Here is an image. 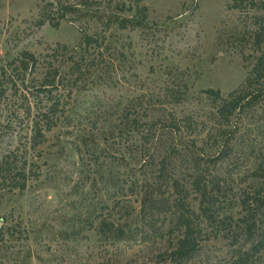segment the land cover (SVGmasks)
Listing matches in <instances>:
<instances>
[{"label":"rangeland","instance_id":"374dc122","mask_svg":"<svg viewBox=\"0 0 264 264\" xmlns=\"http://www.w3.org/2000/svg\"><path fill=\"white\" fill-rule=\"evenodd\" d=\"M263 51L264 0H0V161L28 172L14 192L0 174V264H264V93L227 121L207 92L241 88ZM194 176L220 183L224 219L196 218L185 258L199 197L174 179Z\"/></svg>","mask_w":264,"mask_h":264},{"label":"trees","instance_id":"16d2710c","mask_svg":"<svg viewBox=\"0 0 264 264\" xmlns=\"http://www.w3.org/2000/svg\"><path fill=\"white\" fill-rule=\"evenodd\" d=\"M244 1L245 0H235V2H241V4L244 3ZM142 22V20H137L135 23H137V25H141ZM122 26L125 27L126 24L122 23ZM84 41L87 46H90L97 40L94 37L87 35L85 36ZM23 55V61L26 63L27 68H31L37 64L38 59L34 54L26 52ZM41 89L45 90L44 88ZM207 92L211 94L215 100L221 101L218 111L221 117L227 121H229L230 117L234 115L236 111L254 106L261 98L262 93H264V51L256 58L255 63L252 69L248 72L246 81L241 88L230 92L228 97H224L220 89H210ZM57 107L58 103L55 101L51 104L49 111L47 112H53L57 109ZM47 116V114H44L34 122V147H38L46 141L47 133L50 132L55 125V123H52L51 118ZM0 174L6 175L9 178L7 183L8 186L11 187V192H14L17 189L23 191L28 186L27 166L25 164H22L21 166L16 165V163L11 164V161L8 160L7 156L0 161ZM6 176H4L5 180H7ZM174 183L177 187L184 189L185 191L192 189L199 197V213L192 211L190 208H186L187 210H185V212L181 215L180 224L184 230L181 236H179L172 251V255L186 258L190 257L197 249L201 237L200 234L202 233V229L198 227L195 219L202 217L204 222L209 223H215L220 219L221 221L224 219V215L219 209L221 187L220 183L216 182L215 179L211 181H203L198 176H194L189 183L191 188H189L186 184L179 185L177 179H174ZM263 190L264 188L262 187L256 188L253 191V195L260 196ZM101 225V230H103L104 234H114L117 238H123L125 235V229H122L121 224L114 222V220L112 222H108L107 218L103 219L101 221ZM4 228L5 227L0 228V232H3V237L6 235L8 236V233L13 230L11 227L6 229ZM11 241L12 239L9 238V240L3 245H6Z\"/></svg>","mask_w":264,"mask_h":264}]
</instances>
